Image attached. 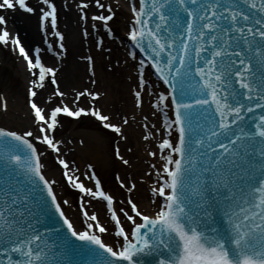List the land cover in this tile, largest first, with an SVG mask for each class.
Returning a JSON list of instances; mask_svg holds the SVG:
<instances>
[{"label": "snow or ice", "instance_id": "snow-or-ice-1", "mask_svg": "<svg viewBox=\"0 0 264 264\" xmlns=\"http://www.w3.org/2000/svg\"><path fill=\"white\" fill-rule=\"evenodd\" d=\"M69 7L68 0H0V47L25 64L31 121L21 130L0 126V264H63L56 249L63 255L70 238L91 246V264H143L138 257L151 252L160 256L156 264H264V0H128L125 51L137 73L134 107L142 109L148 96L151 115L162 118L158 126L143 116V140L161 134L158 151L148 152L160 166L151 164L141 177L155 174L150 202L159 204L151 215L135 198L134 178L116 175L126 190L118 199L95 170L74 167L56 135L63 117H94L119 137L114 157L130 166L120 141L129 139L126 129L135 115L117 120L95 103L101 93L87 87L73 89L69 101L58 78L62 68L47 64L45 49L26 45L10 27L15 12L35 16L47 52L63 59L68 48L60 12ZM120 7V0H77L82 40L91 38L104 49L105 37L115 36ZM80 59L95 84L94 56ZM151 75L164 90H155ZM49 86L51 94L41 103L40 93ZM82 98L92 103L80 106ZM9 110L0 93V114ZM49 152L66 182L82 194L80 228L62 207L70 202L58 198L57 180L46 175ZM92 200L105 202L119 247L103 239L110 229L89 212ZM53 209L70 234L60 244L52 239L59 229L42 222Z\"/></svg>", "mask_w": 264, "mask_h": 264}, {"label": "bare ground", "instance_id": "bare-ground-1", "mask_svg": "<svg viewBox=\"0 0 264 264\" xmlns=\"http://www.w3.org/2000/svg\"><path fill=\"white\" fill-rule=\"evenodd\" d=\"M32 2L34 3L35 0H32ZM57 2L60 3V0H57ZM76 2L77 0H68L70 7L61 9L59 26L60 30L66 33V47L68 48V53L72 52L71 55L75 57H77V55L81 57L85 54H92L94 56V67L96 72L94 79L97 81L95 84H92L91 80L87 81L90 77V73L86 62L84 64L77 59L76 65H72L68 55L61 59L54 57L53 53L47 52V46L43 44L39 22L35 16L23 12H15L8 17L10 27L19 31L28 45L39 44L44 48L45 55L43 58L47 64L62 68V70L58 72V78L61 89L68 93L69 101H71L73 97V91L70 90V82H74L77 84L76 88H80L79 90H83L87 87L90 90L99 91L101 97L95 103L97 106L101 107L104 112L114 116L117 120H119L121 115H127L129 117L135 115L136 119L131 121V126L126 129L129 139L127 141H120L122 154L130 159V166H119L122 165V163L114 157V152L110 147L112 141H117L113 138L112 134L103 130L101 127L95 126L93 123H83L84 121L81 120V117L77 119L76 126H74L73 129L64 136L59 134L57 138L65 141L62 145V151L65 153L66 158L75 162L74 167H78L81 172L84 170L83 168L85 166L91 163L94 166L93 169L101 167L108 171H113L116 166L118 174L122 177L127 176L129 179L134 178L138 185L135 198L139 205L151 215L159 204V200H157L156 204H152L150 202L151 196L148 194L147 188L151 184L150 182L152 181L151 178H153V175L145 177L144 180H141V177H143L146 172L151 171L149 165L146 164L147 162L149 164L159 165L157 158L151 159L148 156V152L157 148L159 142L155 140L152 142H142V136L146 134L142 125L146 123V121L143 120V116L145 115L149 117L147 121L149 124H159L160 119L159 115L155 118L150 115L152 110L151 107H148V100L150 99L148 96L144 97L142 109H136L134 107L132 88L136 86V76L134 73L135 62L129 57L127 58V53L125 51V45L127 43L124 40L128 28V21L124 17L127 2L125 0H120L121 7L118 9L119 13L117 11V17L113 25V28L116 30L120 27L121 32L120 30L117 31V37L111 39L105 38L104 49L95 48L91 38L86 42L82 40L83 25L79 21V16L75 8ZM101 34H103V30H101ZM50 39L55 38L50 37ZM109 49L110 52L108 51ZM117 61H119V63H117ZM125 61H127V63H125ZM112 65L113 68L107 69ZM17 66L20 70V76L24 81L25 94L14 97L13 94L8 95L7 92L4 93L8 100L10 110L7 115L0 114V126L21 130L31 125L28 116V107L25 101L29 74L26 72L25 64L22 60L18 59ZM3 67H5L4 55L3 50H0V70ZM15 75L18 77L17 73ZM51 91V86L41 91L39 97L41 103L51 94ZM120 98H123V101H120ZM89 100L90 98H82L81 102L87 103ZM160 136L161 134H156V140L159 141ZM80 139L84 140L85 143L80 144ZM39 147L41 149L44 148L43 145H39ZM128 148H131L132 152H128ZM53 155L54 154L50 152L47 153V166L45 171L47 176L57 180L58 183L55 186V191L57 192L58 198L61 200V196L64 193L60 184L62 177L60 175L56 176L51 167L50 159H53ZM54 163L56 162L54 161ZM81 179H84L88 186H92L85 177L82 176ZM108 191L111 193L110 189ZM122 191L126 194L125 189H122ZM117 196L119 195L117 194ZM68 200L70 203L65 209L66 213L73 219L76 226L80 228L83 218L82 213L81 211H74V200L72 197H69ZM104 204L105 203L100 200L97 202L92 200V203L88 205V210L89 212L95 211L101 223L109 227L110 232L103 234L104 240L109 244H113L115 247H119L117 243L118 238L111 232L112 227L107 217L106 205Z\"/></svg>", "mask_w": 264, "mask_h": 264}, {"label": "rangeland", "instance_id": "rangeland-1", "mask_svg": "<svg viewBox=\"0 0 264 264\" xmlns=\"http://www.w3.org/2000/svg\"><path fill=\"white\" fill-rule=\"evenodd\" d=\"M124 16H125V18H128L127 14H124ZM119 29L120 28L118 27V31H119ZM113 30H114L115 36H117L118 34L116 33V30L114 28H113ZM0 50H3L4 62H5V67H3L0 70V93L7 92L8 95L13 94L14 97H18L21 94H25L24 81L22 80V78L20 76V72H19L20 70L18 69V66H17L18 59L9 49L0 47ZM71 54H72V52H69L67 55H68L69 61L72 65H76L77 59L82 61V63L85 64V62L83 60H81L78 55H77V57H75L74 55H71ZM111 68H113V65L109 66L107 69H111ZM16 73L18 74V77H16V75H15ZM87 81H90V79H87ZM70 85H71L70 90H73V89L79 90L80 89V88H78V89L76 88L77 84L74 82H70ZM121 100L123 101V98H120V101ZM25 101H26V99H25ZM82 121H84L83 123H93L95 126H97V127L99 126L98 123L93 122L92 118H90V117L82 118ZM74 126H76V122L71 123V122L66 121L65 119H62V125L57 129V132H56L57 137L59 136V134L64 136L71 129H73ZM113 138L115 140L119 139V137L114 136V135H113ZM110 147H111L112 151H114L115 141H112L110 143ZM50 160H51V167L54 171V174L56 176H59L60 175L59 167L56 165V163H54L52 158ZM83 161H84V159H83ZM119 166L123 167V165H119ZM83 169L84 170L82 172H87L86 166ZM95 171H96L97 175L100 177L104 187L106 189H110L111 193L114 196H116L117 198L119 197L118 199H123L125 193L121 190L119 183L116 180V175L118 174L117 167L115 166L113 171H108L106 169H102L101 167H98V168L96 167ZM62 186H63L62 188L64 190V196H62L61 199H63V198L68 199V196L73 191L70 190L67 186H64V185H62ZM117 194L119 196H117ZM78 201H79V197L77 196V198H74V211H77Z\"/></svg>", "mask_w": 264, "mask_h": 264}, {"label": "water", "instance_id": "water-1", "mask_svg": "<svg viewBox=\"0 0 264 264\" xmlns=\"http://www.w3.org/2000/svg\"><path fill=\"white\" fill-rule=\"evenodd\" d=\"M125 40V39H124ZM125 42H126V40H125ZM127 43V42H126ZM219 219V218H218Z\"/></svg>", "mask_w": 264, "mask_h": 264}]
</instances>
